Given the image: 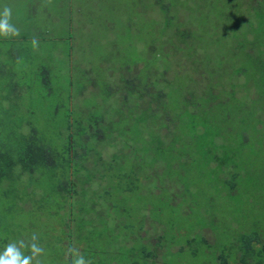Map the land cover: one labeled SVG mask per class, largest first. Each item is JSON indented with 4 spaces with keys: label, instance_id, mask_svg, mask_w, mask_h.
Instances as JSON below:
<instances>
[{
    "label": "rangeland",
    "instance_id": "374dc122",
    "mask_svg": "<svg viewBox=\"0 0 264 264\" xmlns=\"http://www.w3.org/2000/svg\"><path fill=\"white\" fill-rule=\"evenodd\" d=\"M5 36L12 37L5 40ZM126 65L129 73L147 65V73L141 72L144 77L157 80L156 75L173 94L177 90L197 104L202 100L209 130L220 129L223 136L218 138L229 145L213 148L215 163L210 165V155L203 159L194 147L203 126L202 112L195 113L192 129L186 130L179 121L175 124V151L181 145L186 152H176L175 176L163 178L161 191L165 195L168 191L171 201L184 177L187 189L198 197L187 202L183 196H173L174 202L157 215L164 225L160 262L220 264L222 250L227 263L237 264L233 242L238 235L255 231L264 241V126L259 123L264 120V96L257 93L264 71V0H0V68L9 80L3 91L19 102L16 117L25 114V104L33 105L31 120L51 142L62 129L65 111L57 105L63 101H69L73 116L107 108L115 121L120 118L114 96L106 95L101 83L106 80L108 89H113L114 76L119 77ZM164 67L168 69L163 72ZM207 86L212 88L208 96L212 100L206 104L210 109L194 91ZM185 111L182 106L175 113ZM145 125L148 134L151 123ZM142 135L148 139L138 132L139 146ZM168 140L166 146L170 136ZM170 151L167 146L166 153ZM133 164L137 162L131 160L127 168ZM39 181L36 189L47 192L45 182ZM179 190L185 194L182 183ZM152 199L157 200V194ZM128 203L134 209L129 212L132 217L146 209L138 233L140 241L145 236L150 242L149 236L160 231L154 222L151 225L149 191L145 187L138 194L129 192ZM51 205L45 204L46 215ZM60 216L58 210L43 220L44 227L35 222L32 228L44 229L45 239L51 241L61 235ZM37 218L29 215L32 221L39 222ZM13 219L24 222L20 215ZM190 236L193 241L185 244ZM203 236L209 247L201 241ZM124 242L128 245L131 240ZM170 242L174 251L169 250ZM81 247L75 245L71 256H79ZM194 248L196 252H191ZM260 256L264 264V254ZM64 257H68L65 251ZM154 261L159 262V257Z\"/></svg>",
    "mask_w": 264,
    "mask_h": 264
},
{
    "label": "trees",
    "instance_id": "16d2710c",
    "mask_svg": "<svg viewBox=\"0 0 264 264\" xmlns=\"http://www.w3.org/2000/svg\"><path fill=\"white\" fill-rule=\"evenodd\" d=\"M139 58L136 64H139ZM152 62L155 63V60L152 59ZM147 65L139 66L137 71L131 73L126 65L119 77L114 76L115 87L111 90L108 89L109 83L102 81L106 95H113V101L118 105L120 118L117 121L107 108H103L102 113L84 111L73 116L69 101L58 103L57 107H63L65 113L62 129L53 138L54 142L44 133L40 135L32 122V104H25L26 108H22L25 114L14 116L19 102L13 101L9 93L3 91L7 90L9 80L4 77L3 68H0V264H84V260L85 264H163L160 262L163 256L160 249L164 245L161 231L163 220L157 215L162 213L163 206L174 202L173 196H183L187 202L198 197L187 189L185 178L181 180V175L177 176L181 182L177 193L171 195V201L168 191H165L167 195L161 191L162 184L165 185L163 178L175 176L174 161L181 151L186 152L181 145L180 150L175 151L172 137L175 124L179 121L186 130L192 129L195 126V113L202 112L203 126L196 133L198 140L194 147L198 148L203 159L210 155V165L213 163L214 166L215 163L213 148L229 145L218 138L222 135L220 129L216 128L217 131L213 130L215 132L209 130V119L205 118V108L201 107L202 100L197 104L174 88L176 91L173 94L167 83L159 81L156 75L154 78L157 80L144 77L141 72L147 73ZM167 69L164 67L163 72ZM242 70L236 68L237 72ZM259 78L261 86L257 93L262 92L260 95L264 96V71ZM194 91H197V99H204L205 106L210 109L211 106L206 104L212 100L211 96L208 97L212 95L211 86L204 91ZM212 105L214 108L220 107ZM182 106L186 109L185 113H175ZM108 112L111 115L107 116ZM263 122L259 123L264 126ZM22 123L25 124L24 129ZM147 123H151L152 127H149L151 131L148 134L145 133ZM138 132L148 135V139L142 135L140 146L136 144ZM186 135L189 136L188 133ZM169 136L171 140L167 146L171 151L167 154ZM206 137L208 139H204ZM100 144L104 147H99ZM185 145L190 147L188 143ZM131 160L137 164L127 168ZM185 161L190 159L179 160V164ZM165 173L167 176H164ZM39 180L45 182L43 187L47 192L41 193L36 189ZM181 183L184 195L179 190ZM145 187L152 205L147 208L154 211L151 225L154 222L160 231V234L149 236L150 242L145 236L144 241H140L142 237L138 233L142 229L146 209L142 208V213L139 212L137 217L129 214L130 209L134 211L128 203L129 192L138 194ZM154 194H157V200L152 199ZM28 203L29 207H26ZM45 204H52L47 215L44 213ZM58 210H61L63 229L60 237H53L50 241L45 239L48 234L44 229L34 231L32 225L36 222L44 227L43 220ZM122 212L124 217L120 218ZM16 215L24 219L22 224L13 219ZM29 215L38 216L39 222L29 219ZM126 238L131 240L128 245L124 242ZM205 240L203 236L201 241L209 247ZM191 241L192 236L185 244ZM78 244L82 245L79 256L72 257ZM169 245V250L174 251L171 249L174 246L172 242ZM233 246L237 252V264H261L264 241L255 231L238 235ZM156 247L159 252L155 251ZM196 249L191 252H196ZM64 251L68 257L61 258ZM222 254L221 250L218 255L220 264H229ZM47 255L48 260L41 258ZM157 256L159 262L154 261Z\"/></svg>",
    "mask_w": 264,
    "mask_h": 264
},
{
    "label": "crops",
    "instance_id": "0c3cea01",
    "mask_svg": "<svg viewBox=\"0 0 264 264\" xmlns=\"http://www.w3.org/2000/svg\"><path fill=\"white\" fill-rule=\"evenodd\" d=\"M12 36H5V40H10Z\"/></svg>",
    "mask_w": 264,
    "mask_h": 264
}]
</instances>
